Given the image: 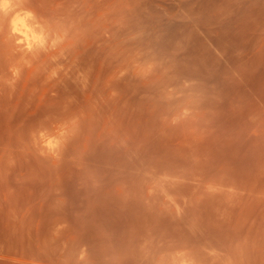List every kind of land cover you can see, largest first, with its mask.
<instances>
[{
	"label": "rangeland",
	"instance_id": "374dc122",
	"mask_svg": "<svg viewBox=\"0 0 264 264\" xmlns=\"http://www.w3.org/2000/svg\"><path fill=\"white\" fill-rule=\"evenodd\" d=\"M19 6L44 40L0 24V264H264V0Z\"/></svg>",
	"mask_w": 264,
	"mask_h": 264
},
{
	"label": "bare ground",
	"instance_id": "6f19581e",
	"mask_svg": "<svg viewBox=\"0 0 264 264\" xmlns=\"http://www.w3.org/2000/svg\"><path fill=\"white\" fill-rule=\"evenodd\" d=\"M24 3H26V0H2V2L0 3V24L1 25H3V24H5V26H7L6 24H7V22L9 23L8 24V26H9V29H11V31L10 32H12V34H13V38H15V40L18 42V46L21 48V52H23V55H24V53H26V54H30L31 56L33 55H35L36 56V54L38 53V48L41 46L40 44L43 42V40H44V36H42L43 34H41V29H42V26L41 25H39V20L37 19V17L36 16H29L28 14H24V15H22V14H19L18 13V10L19 9H17V6H21L22 7V4L24 5ZM19 6V8L21 9V7ZM53 16H54V14H53ZM56 17V16H55ZM52 18H54V17H52ZM4 26V25H3ZM1 29H2V27H1ZM54 44V43H53ZM23 49V50H22ZM25 54V55H26ZM57 54V53H56ZM58 55V54H57ZM54 58V57H53ZM56 58V57H55ZM54 61V60H53ZM75 63L77 64L78 63V65H79V63H80V61H75ZM10 64V63H9ZM46 64V63H45ZM53 65V64H52ZM67 65H69V64H67ZM72 65L74 66L75 64L74 63H72ZM78 65L76 66V67H78ZM69 67V69H70V72H71V74L72 75H74V77H75V69L76 68H74V67ZM52 67V66H51ZM42 68H43V66H42ZM62 69H64V68H62ZM69 69H68V71H69ZM59 70V69H58ZM57 70V71H58ZM65 70V69H64ZM77 70V69H76ZM56 71V70H55ZM68 71H67V69H66V71H65V73L67 72L68 73ZM19 72V71H18ZM6 73H8L9 74V72H8V70L6 71ZM20 73V72H19ZM66 73V74H67ZM12 74V73H11ZM11 74H9V75H11ZM56 74V73H55ZM65 74V75H66ZM69 74V73H68ZM20 76H21V73L19 74ZM50 76H51V74H49ZM65 75H63V76H61V77H56V79H53L51 82H50V85H49V92H53V94L51 95V97H50V99L51 100H54L53 102H54V105H55V108H57V110L58 111H60V113H62V114H64V113H67V112H69V110H71V111H73V109H74V104H73V100L71 99L72 97H75L74 95V90L72 89L71 90V85H70V83L68 82V77H69V75H68V77H66ZM2 76V75H1ZM12 77H13V75H11ZM52 76H53V74H52ZM6 77V76H5ZM14 77H15V75H14ZM78 77V76H77ZM10 78V77H9ZM68 79V80H67ZM9 80H12L11 78L9 79ZM16 80V79H15ZM19 79L17 78V81H18ZM46 80V79H45ZM75 80H76V83L78 82L77 80L78 79H76V77H75ZM5 81V80H4ZM20 81V80H19ZM18 81V82H19ZM74 81V80H73ZM82 81V80H81ZM2 82V80H0V83ZM11 82V81H10ZM13 82V81H12ZM18 82H16V81H14V84H15V86H18V85H16V83L18 84ZM40 82V81H39ZM70 82H71V79H70ZM7 83H9V82H7ZM20 83V82H19ZM10 84H12V83H10ZM71 84H72V82H71ZM3 85H4V83H3ZM7 84H6V82H5V86H6ZM78 85V84H77ZM1 86H2V84H1ZM83 86L84 87H86V85H84L83 84ZM7 87L9 88V89H7V88H3L4 90H2L1 88H0V92H2V91H5L6 89V91H10V90H12L13 88H15L14 86H10L9 84L7 85ZM10 87H12V89H10ZM16 88H18V87H16ZM36 88V87H35ZM38 88V87H37ZM95 88V87H94ZM79 89V88H78ZM82 89H84L85 90V88H82ZM2 90V91H1ZM16 90V89H15ZM38 90V89H37ZM83 90V92L85 93V91ZM95 90H97L96 88H95ZM5 91V92H6ZM14 90H12V92H13ZM35 91H36V89H35ZM14 92H16V91H14ZM94 92V91H93ZM3 93V92H2ZM7 93V92H6ZM80 93V92H79ZM95 93V92H94ZM1 94V93H0ZM36 94V93H35ZM74 94V95H73ZM13 95H14V93H13ZM83 95V94H82ZM2 97L4 96V94L3 95H1ZM0 96V97H1ZM6 97H9V96H7V95H5ZM33 96H35V95H33ZM72 96V97H71ZM0 98V100H3V98ZM28 97V96H27ZM85 97V96H84ZM22 98V97H21ZM34 98V97H33ZM9 99V98H8ZM11 99V98H10ZM70 99V100H69ZM89 100V99H88ZM5 101L7 102V98H5ZM22 101V100H21ZM28 101V100H27ZM26 101V102H27ZM77 101V100H76ZM11 102V101H10ZM8 103V102H7ZM75 103V102H74ZM16 104V103H15ZM17 104H18V102H17ZM17 104H16V107L18 108V106H17ZM27 104H29L28 102L26 103V105ZM76 104H77V102H76ZM12 105V104H11ZM23 105H24V102H23ZM23 105H22V107H23ZM28 106V105H27ZM27 106H24L25 108L27 107ZM46 106V105H45ZM8 107H9V109H10V106H7V109H8ZM19 107H21V105L19 104ZM24 107H23V109L22 108H18V111L19 110H24ZM11 108H13L14 109V107H11ZM55 108H52L53 110H55ZM47 109V107H44V109L43 110H46ZM49 109V108H48ZM3 110H5V109H3ZM17 111V112H18ZM25 111V110H24ZM49 111V110H48ZM52 111V110H51ZM16 112V113H17ZM24 113V112H23ZM52 113V112H51ZM18 114V113H17ZM21 114V113H20ZM26 114V113H25ZM35 114V113H34ZM10 115H12V114H10ZM31 115V114H30ZM40 115H42V114H37V116H38V118H37V120H36V116L34 115V119L37 121V124L36 125H38V123H42V122H38V120L40 119ZM40 116V117H39ZM43 116V115H42ZM44 116H46V114H44ZM12 117H14V119H17V116H14V115H12ZM16 117V118H15ZM19 118H20V116H18ZM33 117V116H32ZM10 118H11V116H10ZM18 118V119H19ZM23 118V117H22ZM28 119H30V118H28ZM27 119V120H28ZM32 119V118H31ZM33 120V119H32ZM15 120H13V122H14ZM29 121V120H28ZM40 121H41V119H40ZM43 124V123H42ZM41 124V125H42ZM34 126V127H37L38 128V126ZM41 125H39V128L40 129H42L41 128ZM44 125V124H43ZM44 127V126H43ZM45 128V127H44ZM36 130V132H37V129H35ZM39 131V130H38ZM32 132V131H31ZM35 132V133H36ZM64 135H66V134H64ZM36 135H34V137H35ZM38 137V136H37ZM37 137H35V138H37ZM64 137V136H63ZM35 138L33 139V135L32 136H30V138L28 139V137H27V139L28 140H26V141H28V143H29V140L30 139H32V140H34L35 141ZM66 139V138H65ZM32 140H30L31 142H32ZM38 139H36V142L35 143H37L38 141H37ZM19 141V140H18ZM30 142V143H31ZM20 143V142H19ZM22 143V142H21ZM59 143H61V142H59ZM46 144H51V141L50 140H47V142H46ZM22 145V144H21ZM30 145H34V142L33 143H31ZM36 145H38V143L36 144ZM25 146H26V143H25ZM25 146H23V147H25ZM27 146H28V144H27ZM27 146H26V149H27ZM35 146V145H34ZM34 146L32 147L33 149V151L35 150V148H34ZM39 146H41V148L40 147H38V149L40 148V149H42V150H44V149H46L47 147L45 146V144H41V145H39ZM57 146L60 148H58L57 150L59 151L60 150V152L59 153H62V148H61V144L60 145H58V143H57ZM30 148H31V146H29ZM28 147V148H29ZM36 147V146H35ZM53 148V147H52ZM53 149H55V147L53 148ZM53 149H52V151H53ZM56 150V149H55ZM56 150V151H57ZM29 151H31V149L29 150ZM58 151H57V153H58ZM24 152V151H23ZM31 153H33V152H31ZM58 153V154H59ZM56 154V153H55ZM58 154H56V155H58Z\"/></svg>",
	"mask_w": 264,
	"mask_h": 264
}]
</instances>
